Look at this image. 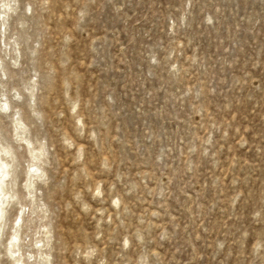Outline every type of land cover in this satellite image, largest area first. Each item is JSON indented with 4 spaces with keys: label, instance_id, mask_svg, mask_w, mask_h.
Here are the masks:
<instances>
[{
    "label": "rangeland",
    "instance_id": "374dc122",
    "mask_svg": "<svg viewBox=\"0 0 264 264\" xmlns=\"http://www.w3.org/2000/svg\"><path fill=\"white\" fill-rule=\"evenodd\" d=\"M0 264H264V0H0Z\"/></svg>",
    "mask_w": 264,
    "mask_h": 264
},
{
    "label": "bare ground",
    "instance_id": "6f19581e",
    "mask_svg": "<svg viewBox=\"0 0 264 264\" xmlns=\"http://www.w3.org/2000/svg\"><path fill=\"white\" fill-rule=\"evenodd\" d=\"M0 173H1V170H0Z\"/></svg>",
    "mask_w": 264,
    "mask_h": 264
}]
</instances>
